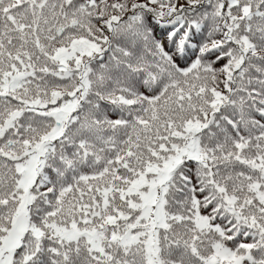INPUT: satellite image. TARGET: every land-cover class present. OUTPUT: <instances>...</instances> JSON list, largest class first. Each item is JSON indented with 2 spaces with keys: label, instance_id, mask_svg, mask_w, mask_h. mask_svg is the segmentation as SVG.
<instances>
[{
  "label": "snow or ice",
  "instance_id": "6c2138e0",
  "mask_svg": "<svg viewBox=\"0 0 264 264\" xmlns=\"http://www.w3.org/2000/svg\"><path fill=\"white\" fill-rule=\"evenodd\" d=\"M0 264H264V0H0Z\"/></svg>",
  "mask_w": 264,
  "mask_h": 264
}]
</instances>
